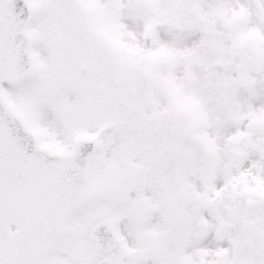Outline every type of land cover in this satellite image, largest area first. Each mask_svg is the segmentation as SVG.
I'll return each instance as SVG.
<instances>
[{
  "label": "snow or ice",
  "instance_id": "1",
  "mask_svg": "<svg viewBox=\"0 0 264 264\" xmlns=\"http://www.w3.org/2000/svg\"><path fill=\"white\" fill-rule=\"evenodd\" d=\"M0 264H264V0H0Z\"/></svg>",
  "mask_w": 264,
  "mask_h": 264
}]
</instances>
